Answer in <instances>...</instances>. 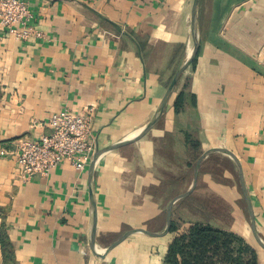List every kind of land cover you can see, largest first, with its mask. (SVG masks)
<instances>
[{
    "label": "crops",
    "instance_id": "crops-1",
    "mask_svg": "<svg viewBox=\"0 0 264 264\" xmlns=\"http://www.w3.org/2000/svg\"><path fill=\"white\" fill-rule=\"evenodd\" d=\"M27 4L39 38L16 41L0 28V264H166L169 231L134 233L105 249L129 229L161 233L173 193L189 189L197 160L213 149L238 161L264 242V0L197 1L194 63L138 137L165 94L171 64L182 63L193 47V0ZM88 107L91 160L117 144L99 157L91 177L90 160L82 171L64 162L45 177L21 178L18 140L49 134L54 112ZM197 177L196 186L231 207L228 226L218 228L243 237L264 264L232 159L209 153Z\"/></svg>",
    "mask_w": 264,
    "mask_h": 264
},
{
    "label": "built area",
    "instance_id": "built-area-1",
    "mask_svg": "<svg viewBox=\"0 0 264 264\" xmlns=\"http://www.w3.org/2000/svg\"><path fill=\"white\" fill-rule=\"evenodd\" d=\"M31 19L27 0H0V28L6 35L20 42L39 38L41 33L31 24ZM92 117L93 107L82 112L60 110L50 114L46 121L51 129L49 134L36 140L20 138L14 154L19 176L45 177L64 162L82 171L94 150L90 143Z\"/></svg>",
    "mask_w": 264,
    "mask_h": 264
},
{
    "label": "trees",
    "instance_id": "trees-1",
    "mask_svg": "<svg viewBox=\"0 0 264 264\" xmlns=\"http://www.w3.org/2000/svg\"><path fill=\"white\" fill-rule=\"evenodd\" d=\"M174 231L176 227L171 221L169 232ZM1 239L3 243V237ZM2 255L5 260L12 262L13 258L8 250L2 249ZM164 262L166 264H258V256L256 250L240 235L208 223L195 221L174 236L167 247Z\"/></svg>",
    "mask_w": 264,
    "mask_h": 264
},
{
    "label": "water",
    "instance_id": "water-1",
    "mask_svg": "<svg viewBox=\"0 0 264 264\" xmlns=\"http://www.w3.org/2000/svg\"><path fill=\"white\" fill-rule=\"evenodd\" d=\"M197 1L198 0H193V5H192V32H193V36H194L193 47L190 50V52L187 54L185 59L182 61V63L178 67L177 71L175 72V74H174L169 86L167 87V89L165 91V94H164L159 106L157 107V110H156L153 118L138 133H136V135H134V137L141 136L143 133H145L148 129H150L152 127L154 122L160 117V115L162 113V110H163V108H164V106H165V104L167 102V99L169 98L171 92L173 91V89H174V87H175V85H176V83H177V81L179 79L180 74L189 65V63L193 60L194 56L197 53L198 46H199V35H198L197 22H196ZM130 138H132V137H127V139H124V140H128ZM124 140H122V141H124ZM122 141H120V142H122ZM116 145L117 144H114V145H111V146L107 147L106 149L101 150V151H96V153L93 156V159L90 162V166H89V175H90V177H91V172H92V170L94 168V165L96 164V162L99 159V157L103 153H105L106 151H108V150L112 149L113 147H115ZM211 152H220V153L226 154L227 156H229L232 159V161L237 166L239 177H240V183H241V187H242V193L244 195V199L246 201V205H247L248 213H249V217H250L251 232H252V235H253L255 241L257 242V244L264 250V242L262 241V239L260 238V236L258 235V233L256 231L255 219H254L252 207L250 205V201H249L246 189L244 187V181H243V178H242V172H241L239 163L236 160V158L234 157V155L232 153H230L229 151H227L226 149H213L211 151H208V152L204 153L197 160L196 166L194 168L192 183H191L189 189L187 191H185L184 193H181V194L177 195L176 197H174L172 199V201H170L168 206H167L165 227L161 231V233L151 232V231H148L146 229H140V228L128 230L125 233H123L118 240H116L114 243H112L105 250H108V249L116 246L118 243H120L122 240H124L127 236H129L131 234H134V233H143V234L148 235V236H161V235L166 234L169 231V228H170L171 208H172L173 203L176 202L177 200L181 199V198L186 197L187 195H189L192 192V190L194 189V187L196 185L199 164H200L201 160L206 155H208ZM90 199H91V202H92V211H91V222H90V232H89V247L94 251L95 243H94V239H93V225H94V216H95V212H94L95 202H94V194H93L92 189L90 191Z\"/></svg>",
    "mask_w": 264,
    "mask_h": 264
},
{
    "label": "rangeland",
    "instance_id": "rangeland-1",
    "mask_svg": "<svg viewBox=\"0 0 264 264\" xmlns=\"http://www.w3.org/2000/svg\"><path fill=\"white\" fill-rule=\"evenodd\" d=\"M180 64H171L170 66L171 69L169 72V79L167 81L168 82L167 87L169 86ZM218 166H220V164H218ZM219 169L220 168H217V171ZM196 185L194 189L192 190V192L190 193L191 196H189L190 195L189 194L186 196V198H183L182 200H177L175 204L172 205L171 221L174 223L176 227V231L171 233L173 237L178 232H181L182 230L186 229L190 225L189 224L190 221L206 222L214 227H224V228L228 226L227 223L230 222L229 221L231 217L230 205H227L224 202V200H222L221 198H218L212 192L205 191L204 186H200V185L196 186ZM176 194L177 193H173V195L177 196ZM242 208H243L242 210L245 215L246 221L248 222V225H247L248 231L251 233L249 213L245 210V207H242ZM165 210H167V207L165 208ZM129 230H132V229H129ZM250 235L249 234L247 235V238H248L247 240L249 242H251ZM128 237L129 236H127L126 238ZM252 238H253V235H252Z\"/></svg>",
    "mask_w": 264,
    "mask_h": 264
}]
</instances>
